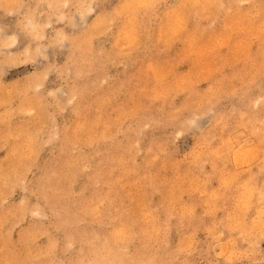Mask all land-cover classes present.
<instances>
[{
	"label": "rangeland",
	"instance_id": "rangeland-1",
	"mask_svg": "<svg viewBox=\"0 0 264 264\" xmlns=\"http://www.w3.org/2000/svg\"><path fill=\"white\" fill-rule=\"evenodd\" d=\"M0 264H264V0H0Z\"/></svg>",
	"mask_w": 264,
	"mask_h": 264
}]
</instances>
